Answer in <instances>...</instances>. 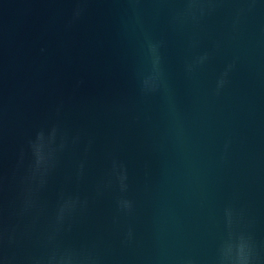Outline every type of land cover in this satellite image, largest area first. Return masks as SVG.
Returning a JSON list of instances; mask_svg holds the SVG:
<instances>
[{"label": "water", "instance_id": "obj_1", "mask_svg": "<svg viewBox=\"0 0 264 264\" xmlns=\"http://www.w3.org/2000/svg\"><path fill=\"white\" fill-rule=\"evenodd\" d=\"M0 264H264V0H0Z\"/></svg>", "mask_w": 264, "mask_h": 264}]
</instances>
